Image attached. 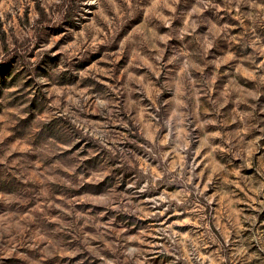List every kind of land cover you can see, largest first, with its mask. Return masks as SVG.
<instances>
[{
	"label": "rangeland",
	"instance_id": "obj_1",
	"mask_svg": "<svg viewBox=\"0 0 264 264\" xmlns=\"http://www.w3.org/2000/svg\"><path fill=\"white\" fill-rule=\"evenodd\" d=\"M0 264H264V0H0Z\"/></svg>",
	"mask_w": 264,
	"mask_h": 264
}]
</instances>
